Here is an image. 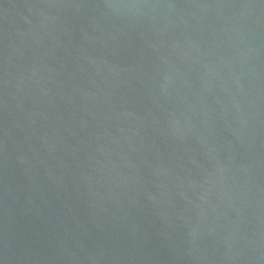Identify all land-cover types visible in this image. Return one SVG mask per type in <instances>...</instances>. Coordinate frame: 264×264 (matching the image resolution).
Returning a JSON list of instances; mask_svg holds the SVG:
<instances>
[{
  "label": "water",
  "instance_id": "95a60500",
  "mask_svg": "<svg viewBox=\"0 0 264 264\" xmlns=\"http://www.w3.org/2000/svg\"><path fill=\"white\" fill-rule=\"evenodd\" d=\"M0 264H264V0H0Z\"/></svg>",
  "mask_w": 264,
  "mask_h": 264
}]
</instances>
